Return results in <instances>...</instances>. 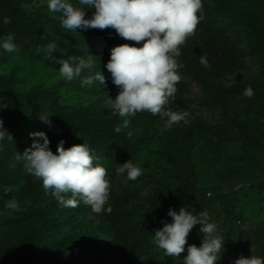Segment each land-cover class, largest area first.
I'll return each instance as SVG.
<instances>
[{
	"label": "trees",
	"instance_id": "1",
	"mask_svg": "<svg viewBox=\"0 0 264 264\" xmlns=\"http://www.w3.org/2000/svg\"><path fill=\"white\" fill-rule=\"evenodd\" d=\"M36 1L0 0L1 34L27 59L83 80L94 98L68 108L53 88L22 93L12 74L0 73V187L21 180L23 203L4 207L1 235L23 236L0 264H264V229L234 230L235 193L205 199L189 151L194 131L214 129L184 114L188 80L221 107L226 122L234 123L227 108L242 93H248L249 109L264 105V81L216 83L241 68L242 44L264 57V0H84L77 7L33 8ZM109 92L125 105L124 117L109 110ZM173 111L181 112L170 119L181 144L176 157L167 158L170 165L178 162L180 173L132 171ZM38 122L45 148L31 144ZM14 165L22 169L18 175ZM214 202L230 239L223 254L197 249L179 224L180 206L187 208L182 217L196 219ZM89 213L108 242L41 236L72 214Z\"/></svg>",
	"mask_w": 264,
	"mask_h": 264
},
{
	"label": "rangeland",
	"instance_id": "2",
	"mask_svg": "<svg viewBox=\"0 0 264 264\" xmlns=\"http://www.w3.org/2000/svg\"><path fill=\"white\" fill-rule=\"evenodd\" d=\"M83 2L84 0H37L32 7H77ZM147 4L152 5L150 1ZM43 12L54 17L48 10ZM241 48V68L235 74L216 81L217 84L230 87L242 80L264 81V57L249 53L244 44ZM0 73L12 74L17 90L22 93L36 86L53 88L59 101L68 108L85 107L94 98L84 86L83 80L27 59L1 32ZM177 77L181 78L180 75ZM188 82L189 91L185 95L187 107L184 114L194 115L214 129L213 133L194 131L189 151L193 172L201 190L205 191V199L211 200L216 194L235 193L231 205L239 219L234 225V230L264 229V105L249 109L248 93H242L227 108L228 116L234 123L226 122L221 107L207 102L199 86L193 81ZM105 103L109 110L118 116L124 117L127 114L125 105L112 92H109ZM180 115V111L166 113L162 124L157 126L156 132L143 146L132 171L139 175H157L160 168L167 167L180 173L178 162L170 165L167 158V154L175 158L176 147L181 144L173 130L175 125L170 124L171 118ZM44 136L45 128L40 122L31 128V144L45 148L47 143L43 141ZM12 168L17 175L22 170L16 165ZM21 185L22 181L19 180L14 187H0V232L7 216L4 207L23 206L17 193ZM218 210V203L214 202L200 211L196 219H192L182 217L187 214V208H177L178 214H181L179 224L186 227L188 235L193 236L195 247L206 253L223 254L229 248L230 239L226 237L227 230L222 227ZM56 220L54 218L52 222ZM22 236V232L17 231H10L7 236L0 233L1 262L10 260L14 241H19ZM41 236H52L48 238L52 242L69 237L88 244L110 240L109 234L91 213L86 217L72 214L60 227L42 230Z\"/></svg>",
	"mask_w": 264,
	"mask_h": 264
}]
</instances>
